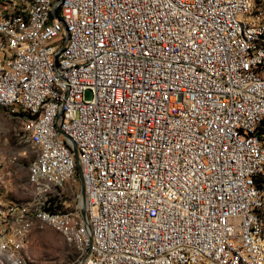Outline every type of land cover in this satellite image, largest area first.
I'll use <instances>...</instances> for the list:
<instances>
[{"label": "built area", "instance_id": "built-area-1", "mask_svg": "<svg viewBox=\"0 0 264 264\" xmlns=\"http://www.w3.org/2000/svg\"><path fill=\"white\" fill-rule=\"evenodd\" d=\"M215 1L232 14L233 29L215 15ZM242 4L56 0L55 18L26 31L37 38L36 56L28 58L58 66L65 103L47 74L11 76L0 43V106L36 116L35 138L47 136L44 105L56 107L58 133L76 148L88 222L83 264H176L177 254L193 249L214 264H258L245 173L264 162V56L239 42ZM0 16L13 17L11 0L0 2ZM63 40L71 43L67 55H59ZM26 74L41 77L32 96L23 94ZM46 145L40 169L63 177L66 153ZM9 194L0 169V208ZM47 195L53 192L45 186L36 194ZM30 232L12 216L0 219V238L15 259Z\"/></svg>", "mask_w": 264, "mask_h": 264}, {"label": "bare ground", "instance_id": "bare-ground-1", "mask_svg": "<svg viewBox=\"0 0 264 264\" xmlns=\"http://www.w3.org/2000/svg\"><path fill=\"white\" fill-rule=\"evenodd\" d=\"M4 1L0 0V2ZM55 3L56 0H11L13 17L6 22V17L0 16V43L3 44L2 65L5 70H11L13 77H21V71L47 74L49 83L55 84L58 103H65L66 84L58 66L49 57H41V61L39 58H28L36 56L37 38L26 34V31L39 20H53L55 18ZM32 4L37 5L36 11H29ZM74 5H81V0H74ZM214 10L215 15H221L224 28L233 29L232 14L222 13V1L214 2ZM241 13L244 14V17L239 18L237 26L240 44L244 47H253L257 53L264 56V0H247V4L241 5ZM70 50V40H63V44L59 47V55H67ZM38 85H41V77L26 74L23 94L32 96L35 86ZM6 91H15V84H6ZM44 112H48L49 115L47 136L36 135V138L31 128L37 127V117L19 112L24 122L28 123L27 132L31 134L32 138L31 143L28 144L32 158L26 167L28 184L35 190L34 198L27 203L5 202L4 206L0 208V219H8L12 216V219H18V226L28 229L29 222L36 217L40 227L56 228L64 239L80 252L81 261L79 264H83L85 262L83 249L88 241V222L87 219L84 220L81 211H79L80 193L78 203H75L67 190V187L73 186L72 184L78 176L77 164L79 163L74 158L73 143L67 136L58 133L56 107L44 105ZM47 140L52 152L66 153V165L69 172H64L63 177L59 175V170H54L53 167L40 169L39 163L49 159ZM19 157V155H15L13 163ZM9 160V158H0L1 177L4 171L10 174ZM263 173L264 162L262 161H255V164L249 166L245 173L247 189L254 200L251 208V228H256V238L261 248L258 254V264H264V185L261 186L257 181ZM43 186H45V192H53V195L37 197L36 194L43 192ZM16 210H20V212H15ZM46 211H56V213H45ZM27 255V250H22V254H17V259H15V253L6 252L5 241L0 238V264H29ZM151 264H171V261L151 258ZM176 264H214V259L208 252L201 249L184 250L176 255ZM228 264H235V260H228Z\"/></svg>", "mask_w": 264, "mask_h": 264}, {"label": "rangeland", "instance_id": "rangeland-1", "mask_svg": "<svg viewBox=\"0 0 264 264\" xmlns=\"http://www.w3.org/2000/svg\"><path fill=\"white\" fill-rule=\"evenodd\" d=\"M86 96L89 97V92L86 93ZM28 128V123L24 122L19 112L0 107V156L4 159H10L8 162V169L11 174L9 186L12 191L9 196L11 199H15L10 200L9 203H27L34 198L35 190L28 184V170L26 167L28 161L32 158V152L28 148V144L32 141L31 134L27 132ZM15 155L20 157L13 163ZM18 164L20 165L19 167L17 166ZM263 177L264 173L261 176L264 184ZM76 178L72 184L73 186L71 188L67 187V190H69L68 193L73 201L78 203L80 192ZM19 184H21V190L26 192L25 194L21 190H17ZM29 224L28 229H31L27 237L29 264L80 263V252L72 244L68 243L56 228L51 226L40 227L36 217Z\"/></svg>", "mask_w": 264, "mask_h": 264}, {"label": "water", "instance_id": "water-1", "mask_svg": "<svg viewBox=\"0 0 264 264\" xmlns=\"http://www.w3.org/2000/svg\"><path fill=\"white\" fill-rule=\"evenodd\" d=\"M73 151L76 156L77 152H76L75 146H73ZM76 159H77V156H76ZM77 171H78V177L80 181V211H81V214L84 220H86V197H85V190H84V180H83V175L81 173L79 164H77Z\"/></svg>", "mask_w": 264, "mask_h": 264}, {"label": "crops", "instance_id": "crops-1", "mask_svg": "<svg viewBox=\"0 0 264 264\" xmlns=\"http://www.w3.org/2000/svg\"><path fill=\"white\" fill-rule=\"evenodd\" d=\"M2 177H3V185L4 186H6V191H8V192H11L12 191V189H10V183H9V178H10V175L11 174H9V172H6V171H4L3 173H2ZM20 185L21 184H19V186H18V191L19 190H21V188H20ZM15 191V190H14ZM24 194L26 193V192H24L23 190H21ZM10 200H15V199H11L10 198V196H9V199L6 201V202H10ZM17 200H19V199H17Z\"/></svg>", "mask_w": 264, "mask_h": 264}, {"label": "trees", "instance_id": "trees-1", "mask_svg": "<svg viewBox=\"0 0 264 264\" xmlns=\"http://www.w3.org/2000/svg\"><path fill=\"white\" fill-rule=\"evenodd\" d=\"M263 178H264V177H263ZM257 181H258V183H259L261 186L264 185V184L262 183L261 177H260Z\"/></svg>", "mask_w": 264, "mask_h": 264}]
</instances>
